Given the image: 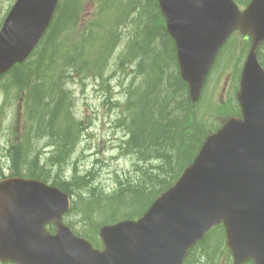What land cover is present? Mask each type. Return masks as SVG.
<instances>
[{
  "label": "water",
  "instance_id": "obj_1",
  "mask_svg": "<svg viewBox=\"0 0 264 264\" xmlns=\"http://www.w3.org/2000/svg\"><path fill=\"white\" fill-rule=\"evenodd\" d=\"M59 0H17L0 30V76L25 61ZM181 76L196 103L236 30L251 37L238 101L241 116L211 133L178 181L137 220L99 230L103 248L64 223L71 197L35 179L0 181V261L15 264H183L189 249L224 223L235 264H264V0L242 11L234 0H159ZM55 223V234L46 226Z\"/></svg>",
  "mask_w": 264,
  "mask_h": 264
},
{
  "label": "trees",
  "instance_id": "obj_2",
  "mask_svg": "<svg viewBox=\"0 0 264 264\" xmlns=\"http://www.w3.org/2000/svg\"><path fill=\"white\" fill-rule=\"evenodd\" d=\"M239 1L246 3L249 0ZM138 4L141 15L145 8L140 5L141 2ZM123 5H118L119 12ZM126 6V11L121 15L119 13L118 18L94 21L90 29L82 33L77 21H72L74 11H69L68 6L61 4L30 60L11 70L12 87L25 94L24 103L31 129L28 141L21 145L20 154L16 153V161L18 157V165L28 161L33 165L29 168L22 166L21 170L18 168L16 175L46 181L40 173H47L48 169L40 165L39 156L28 160L33 139L47 138L56 148L53 155L48 157L51 159L50 164H62L73 153L84 125L83 119H79L73 110L75 99L67 83L75 77L83 81L87 72L102 81L111 78L114 73L109 72L110 62L130 24L137 19L130 17L131 7ZM135 7L136 4L133 9ZM154 17L153 14L149 15L148 21L138 32L145 40L135 35L134 47H128L131 59L128 65L136 64L134 77L126 99L117 103L121 125L128 134V140L124 143L126 149L143 165L138 164V173L129 175L125 181H119L110 192L104 189L98 191L97 186L90 184V175L79 177L80 181L74 178L71 182L54 183L70 194L78 192L71 212H78L82 221L91 219L95 212L99 214V224L95 225V229L103 223H115L143 215L160 193L170 187L193 161L209 133L197 112L201 101L194 105L189 100L187 85L180 77L174 59L173 41L163 22H154ZM119 18L124 20L118 21ZM73 32H79L82 37L73 36ZM260 60L264 65V56L260 55ZM159 61L162 65L155 71ZM172 63L176 68H170ZM121 65L124 67L123 63ZM137 81L139 83L135 84ZM36 168L39 174L35 172ZM88 185L91 194L81 197L79 191ZM93 231V228H83L80 235L101 247L96 234L91 235ZM203 260L202 263L206 264L207 260L212 259L205 255ZM196 262L193 264H200Z\"/></svg>",
  "mask_w": 264,
  "mask_h": 264
},
{
  "label": "rangeland",
  "instance_id": "obj_3",
  "mask_svg": "<svg viewBox=\"0 0 264 264\" xmlns=\"http://www.w3.org/2000/svg\"><path fill=\"white\" fill-rule=\"evenodd\" d=\"M15 1L0 0V28ZM138 2H141L140 5L145 8L141 15ZM120 3L124 4L121 7V12L118 10ZM61 4L68 6L69 11L75 12V14L72 12V21H77L79 31L82 33L88 31L94 21H111L118 18L119 13L121 15L126 11V5L131 7L130 17H137V19L136 22L130 24L128 31H124L122 44L118 46L110 62L109 72H114L111 78L102 81L101 78H94L90 72H87L83 76V81L75 77L67 83V87L73 91L75 99L73 110L79 119H83L84 125L73 153L66 157L62 164H50L51 159L48 157L53 155V148H56L50 144L49 139L41 138L37 140L36 138L31 141L30 151L28 149V160H33L36 155L39 156L40 165L47 166L48 169L47 173L40 174L50 184L62 181L71 182L74 178L80 181L79 177L90 175V184L97 186L98 191L104 189L106 192H110L119 181H125L129 175H136L138 164L143 165V162H139L126 149L124 143L128 140V134L121 125L122 122L119 119L120 108L117 103L126 99L127 92L131 90L128 89L129 85L134 77L133 71L136 64L128 65L129 60L131 61L128 55V47H134V36L138 35L140 27L148 21L149 15H155L154 22L161 20L159 18H162V16L157 0H62ZM135 4L137 7L133 9ZM119 19L118 21L124 20ZM163 26H165L164 20ZM72 35L82 37L79 32H73ZM139 37L145 40L144 37ZM249 46L250 40L248 38L239 33L235 34L209 75L197 110L202 123L206 124L205 128L209 132L216 130L226 119L234 115L235 111L238 112L239 110L236 98L239 89L238 76L243 68ZM260 53L264 56V44L260 48ZM173 54L176 61L175 52ZM122 63L124 67L121 65ZM157 65L159 66L155 71L160 69L162 62L159 61ZM170 68H176L174 63ZM138 83L139 81L135 84ZM12 84L13 76L11 73L0 79V179L16 174L17 169L21 170L22 166L25 168L33 166L30 161L24 165H18V157L16 161V153L19 152L20 154L21 145L28 141L31 129L27 108L25 103L24 107L22 104L25 94L13 88ZM115 105L118 109L114 107ZM20 108H22V111ZM119 124L120 127H118ZM14 153L16 162L13 161ZM35 172L39 174V169L36 168ZM89 188L88 185L87 188H83V191H79L80 196L88 197L91 194L88 192ZM77 193L72 194L74 201L77 200ZM80 201L81 199H79ZM79 207H81V203ZM81 219L78 212H71L67 215L65 221L78 234L83 228H93L94 231L91 235L95 233L97 239L100 226L95 229V225L99 224V214L95 212L91 219L85 220L86 224ZM207 253H211V255ZM205 255H208L209 259H212L211 262L216 264H230L229 250L226 246L223 228L217 230L214 235H211L195 249L192 262L203 261Z\"/></svg>",
  "mask_w": 264,
  "mask_h": 264
},
{
  "label": "bare ground",
  "instance_id": "obj_4",
  "mask_svg": "<svg viewBox=\"0 0 264 264\" xmlns=\"http://www.w3.org/2000/svg\"><path fill=\"white\" fill-rule=\"evenodd\" d=\"M135 40H136V38H135ZM140 40H142L141 38H140ZM139 41V38H138V40L136 41V44H137V42ZM112 73H114V72H112ZM112 76H113V74H112ZM115 108H117V106L115 105L114 106ZM118 109V108H117ZM118 127H120V124L118 125ZM55 151V149L53 148V152ZM118 165V164H117ZM137 168V167H136Z\"/></svg>",
  "mask_w": 264,
  "mask_h": 264
}]
</instances>
